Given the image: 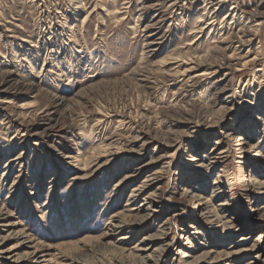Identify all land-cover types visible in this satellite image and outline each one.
I'll return each instance as SVG.
<instances>
[{
	"label": "rangeland",
	"instance_id": "1",
	"mask_svg": "<svg viewBox=\"0 0 264 264\" xmlns=\"http://www.w3.org/2000/svg\"><path fill=\"white\" fill-rule=\"evenodd\" d=\"M0 264H264V0H0Z\"/></svg>",
	"mask_w": 264,
	"mask_h": 264
},
{
	"label": "bare ground",
	"instance_id": "2",
	"mask_svg": "<svg viewBox=\"0 0 264 264\" xmlns=\"http://www.w3.org/2000/svg\"><path fill=\"white\" fill-rule=\"evenodd\" d=\"M247 9V8H246ZM258 25V24H257ZM257 30V29H255ZM253 30H243L241 32L243 33H239L237 36H233L232 39L230 41H227L225 43V48L223 50L225 51H228V50H231L233 49L235 51V54L236 52L238 53H241V52H245L247 50V47L248 45L251 46V43L252 41L254 40V33L252 32ZM258 31V30H257ZM240 32V31H239ZM253 33V34H252ZM257 34V33H256ZM255 34V35H256ZM149 44H150V41H149ZM152 44V43H151ZM250 50V48H249ZM248 53H251L250 51H248L246 54L248 56ZM240 55V54H239ZM245 55V54H243ZM237 56V55H236ZM236 56H232V57H228L226 56L224 60V63H222L221 67H224L225 68H228L229 70H231L232 72H237L239 69L245 67V65L247 64V62H242L243 60L249 58V57H245L243 60L240 61V59ZM242 54L240 56V58H242ZM252 60V59H251ZM222 61V60H221ZM220 61V62H221ZM241 67V68H239ZM219 68V67H218ZM210 71V70H209ZM190 72V71H189ZM218 71L217 70H211L210 72H206V73H202V74H198L194 77H189V82H203V81H211V76H214ZM43 76V75H42ZM210 76V77H209ZM48 77V76H47ZM213 80V79H212ZM184 81V80H183ZM220 81V80H219ZM224 81H226L224 79ZM224 81L221 83V85L224 83ZM216 82V81H215ZM205 83V82H204ZM226 83V82H225ZM186 84V83H185ZM199 84V83H197ZM207 84V83H206ZM210 84V82H209ZM214 84V83H213ZM212 84V85H213ZM219 85V84H218ZM184 86V85H183ZM214 86V85H213ZM220 86V85H219ZM216 89V88H215ZM223 89V88H222ZM226 92V89L224 88L223 91L221 90L220 91V94L222 93H225ZM262 91L260 90L259 93H261ZM260 96H262V94H259ZM232 100H233V94H229V93H226V97L224 98V100L221 102L222 106L224 109H228L230 105H232ZM261 108V107H260ZM262 110V109H261ZM5 128V127H4ZM145 141V140H144ZM147 141V140H146ZM142 143V142H141ZM150 144V142H145V145L142 147V150L140 152H137V155H142V151H145L146 150V147H148ZM247 144V143H246ZM243 144H240L239 146H241ZM141 146V145H140ZM141 148V147H140ZM139 148V150H140ZM242 149V148H241ZM244 152H245V148H243ZM217 151V149H214V153ZM226 152H221L220 154H213L212 155V163L210 165L209 168L211 167H214L215 165L217 164H226L228 162V156H225ZM133 156V155H132ZM137 157V156H136ZM137 161V160H136ZM152 161V160H151ZM150 163V162H149ZM153 163V162H152ZM11 164V163H10ZM149 167V165H146L143 170H146L147 168ZM82 169V168H81ZM223 173H226L227 171L224 170L222 171ZM137 172H134L133 175L136 176ZM133 176V177H135ZM152 177V176H151ZM219 178H225L224 174L221 175V177ZM255 177H252L251 180H249V182H253L255 181L254 179ZM222 183L221 180L218 182V183H215V184H220ZM147 186V185H146ZM145 186H142V188H144ZM136 191H134V195H136ZM149 210V208H148ZM119 217V216H118ZM121 217H119L118 221H116L115 225L113 226V228L110 230V232L112 233H119L121 232V229H122V224L123 222H121ZM116 220V219H115ZM135 258V257H134ZM136 259V258H135Z\"/></svg>",
	"mask_w": 264,
	"mask_h": 264
}]
</instances>
